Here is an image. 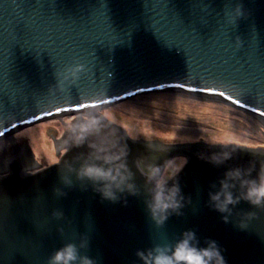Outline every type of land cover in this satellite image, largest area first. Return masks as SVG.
I'll return each mask as SVG.
<instances>
[{"label": "water", "instance_id": "95a60500", "mask_svg": "<svg viewBox=\"0 0 264 264\" xmlns=\"http://www.w3.org/2000/svg\"><path fill=\"white\" fill-rule=\"evenodd\" d=\"M77 62L86 71L66 80ZM158 91L227 104L264 124V0H0V264H48L67 244L85 241L80 254L96 264H144L138 252L174 248L188 231L199 247L215 241L227 264H264V210L241 200L225 223L210 202L229 170L252 169L247 178H258L264 146L133 139L112 124L107 131L127 149L137 195L104 200L77 179L89 149L70 144L73 122ZM85 109L94 112L68 122L62 141L54 137L61 159L48 168L32 149L4 137ZM223 152L231 159L210 162ZM175 155L187 163L168 186L178 182L183 207L157 226L146 177L152 168L163 173ZM233 191L241 195L238 183Z\"/></svg>", "mask_w": 264, "mask_h": 264}, {"label": "clouds", "instance_id": "9594fccd", "mask_svg": "<svg viewBox=\"0 0 264 264\" xmlns=\"http://www.w3.org/2000/svg\"><path fill=\"white\" fill-rule=\"evenodd\" d=\"M239 13V9L237 10ZM85 65L77 62L65 70L64 78L73 81L78 80L80 74L85 72ZM114 123L109 111L105 110L99 115H85L79 122H73L70 128V144L75 147L87 145L89 153L86 159L76 170L77 179L90 182L97 193L104 200L116 202L118 194L125 192L137 195L134 183V174L127 165V149L120 147L115 133H109L107 129ZM213 144L228 146L232 142L223 140H212ZM67 152L65 151V155ZM231 159V153L223 152L213 155L211 161L219 166ZM185 164L187 161L184 162ZM171 175L178 174V169L171 164ZM138 168H140L138 164ZM72 170V169H70ZM143 174V169H140ZM252 169L234 168L225 173L220 182V190L214 194L210 193V202L214 210L224 215V222L228 223V217L232 215V207L241 200L249 203L255 208L264 210V166L258 178L248 179ZM146 179L152 184L149 191L151 197L148 208L151 218L157 226H163L172 213L181 214L184 197L178 182L171 187L169 181L161 172L160 168H152ZM71 183L70 181H66ZM237 183L241 189V195H234ZM58 195H66L57 191ZM60 217L62 213H54ZM255 217V213H249L248 218ZM243 229L246 225L241 224ZM195 242V243H194ZM87 247V241L77 247L69 243L59 249L49 260L48 264H96V261L87 255H81L80 249ZM138 257L144 264H227L221 249L215 241H207V247H199L195 232L188 231L183 234V239L173 247L156 246L147 253L138 252Z\"/></svg>", "mask_w": 264, "mask_h": 264}, {"label": "rangeland", "instance_id": "374dc122", "mask_svg": "<svg viewBox=\"0 0 264 264\" xmlns=\"http://www.w3.org/2000/svg\"><path fill=\"white\" fill-rule=\"evenodd\" d=\"M96 110L109 111L113 124L126 128L133 139H159L174 144L202 139L209 145L214 139L253 148L264 146V124L253 115L227 104L207 106L172 91L141 94ZM86 113L88 110L52 115L16 128L4 137L32 149L39 163L48 168L61 159L54 137L62 141L67 123ZM184 162L182 155L173 156L162 175L168 181L173 179L169 164L180 171ZM9 174L6 172V176Z\"/></svg>", "mask_w": 264, "mask_h": 264}, {"label": "snow or ice", "instance_id": "6c2138e0", "mask_svg": "<svg viewBox=\"0 0 264 264\" xmlns=\"http://www.w3.org/2000/svg\"><path fill=\"white\" fill-rule=\"evenodd\" d=\"M221 95H223V93H221ZM234 101H236V104H240L242 106V102L238 99H235Z\"/></svg>", "mask_w": 264, "mask_h": 264}, {"label": "bare ground", "instance_id": "6f19581e", "mask_svg": "<svg viewBox=\"0 0 264 264\" xmlns=\"http://www.w3.org/2000/svg\"><path fill=\"white\" fill-rule=\"evenodd\" d=\"M85 110H91V109H85ZM91 111H93L94 112V110H91ZM72 112V111H71ZM73 112H78V111H73ZM7 135V134H6Z\"/></svg>", "mask_w": 264, "mask_h": 264}, {"label": "flooded vegetation", "instance_id": "af4514ba", "mask_svg": "<svg viewBox=\"0 0 264 264\" xmlns=\"http://www.w3.org/2000/svg\"><path fill=\"white\" fill-rule=\"evenodd\" d=\"M264 166V163L260 164V170H261V167Z\"/></svg>", "mask_w": 264, "mask_h": 264}]
</instances>
